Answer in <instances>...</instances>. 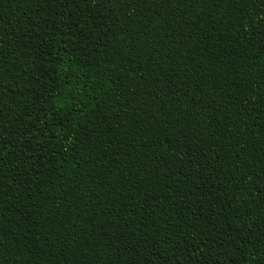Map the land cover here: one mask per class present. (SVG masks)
Returning <instances> with one entry per match:
<instances>
[{
    "label": "trees",
    "instance_id": "1",
    "mask_svg": "<svg viewBox=\"0 0 264 264\" xmlns=\"http://www.w3.org/2000/svg\"><path fill=\"white\" fill-rule=\"evenodd\" d=\"M0 264H264V0H0Z\"/></svg>",
    "mask_w": 264,
    "mask_h": 264
}]
</instances>
